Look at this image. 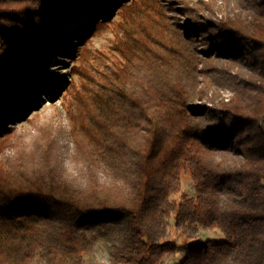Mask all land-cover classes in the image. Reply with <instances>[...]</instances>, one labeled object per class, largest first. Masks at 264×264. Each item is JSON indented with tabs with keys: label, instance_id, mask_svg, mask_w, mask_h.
Here are the masks:
<instances>
[{
	"label": "trees",
	"instance_id": "1",
	"mask_svg": "<svg viewBox=\"0 0 264 264\" xmlns=\"http://www.w3.org/2000/svg\"><path fill=\"white\" fill-rule=\"evenodd\" d=\"M98 1L0 0V264H82L102 239L115 264H164L179 250L167 238L171 218L188 239L207 230L226 239L188 246L180 264H264V0L219 23L199 16L210 2L184 1L185 32L161 0ZM79 17L89 34L116 31L113 67L95 87L68 90L87 182L51 165L55 141L43 126L31 138L43 146L38 163L31 139L3 129L55 86L46 68ZM192 27L207 30L206 49ZM89 54L74 73L86 74ZM221 59L252 75L233 77L228 101L203 105L210 82L197 90L200 76ZM11 147L27 161L6 164ZM185 171L196 196L172 201Z\"/></svg>",
	"mask_w": 264,
	"mask_h": 264
},
{
	"label": "rangeland",
	"instance_id": "2",
	"mask_svg": "<svg viewBox=\"0 0 264 264\" xmlns=\"http://www.w3.org/2000/svg\"><path fill=\"white\" fill-rule=\"evenodd\" d=\"M184 1H189V6H197V0H161V2L167 7L170 22L176 25L181 31L187 29L188 23L191 22L188 16L187 8L183 6ZM210 2L211 7L203 10L200 6L199 16L209 23V20L217 23L223 19H229L234 16L235 13L242 14L247 11L248 8H252L250 3L252 0H206ZM263 1V0H262ZM104 4L103 0H99L98 4ZM253 6V5H252ZM83 17H79L75 22L71 23L68 27L67 37L69 44L66 47L60 48L61 54L55 52L50 58V62L46 68L47 76L54 81L55 86H47L44 92H41L37 98L33 99L28 105H26L14 120L6 121L4 128L8 127L12 132L22 139H31L33 135L37 134L38 138H42V129H47L50 135L47 137H53L54 147L52 149V141H49V159L51 165H56L57 168L65 174H68L69 178L77 179L82 182L88 181L91 176L85 170V166L82 163V157L76 154L74 150V142L72 138L71 124L66 114V105L73 100L74 92L68 94V90L71 84L75 82L76 89L79 92H84L87 85L91 84L95 87V83H98L104 77L105 70L108 67H113L114 62L117 60V54L113 50L115 33L113 29L103 31L101 34L93 35L89 34L85 30L83 24ZM116 21V19H113ZM116 23H112L114 26ZM206 25V24H205ZM198 33L194 36L205 35V28H194L192 30ZM213 31V30H212ZM66 33V32H65ZM208 32H206V35ZM65 35V34H63ZM87 35V36H86ZM201 43L198 46L201 49H206L204 45L205 40L201 39ZM87 48L90 51L89 63L84 66L86 74L81 76L80 74L74 73L80 67L78 59L82 52ZM241 59V58H240ZM242 63V62H241ZM230 62L228 60H208L206 67L207 70H214L209 76L202 74L198 83L197 90L203 87L206 81L210 82L209 92L204 94L207 97L206 101L202 102L203 105L212 106L214 103L217 104L222 101H228L231 96V90L229 84L233 82V77L237 76L240 79L250 78L252 73L249 69V65L245 63ZM203 65H201L202 67ZM205 67V65H204ZM212 70V71H213ZM87 77L91 81L87 80ZM206 79V80H205ZM49 90V91H48ZM49 94H48V93ZM200 103V101L198 102ZM201 104V103H200ZM32 140V139H31ZM50 140V139H48ZM20 143V142H19ZM14 147L9 148L8 158L6 164L11 167H16L14 164L16 161H27V156L21 148L11 151ZM31 150L29 153L32 154V159L36 160L39 155L44 154L43 146L40 140L30 143ZM7 158V159H8ZM39 159V158H38ZM38 159L36 163H38ZM19 169V167H18ZM45 167L40 170H45ZM188 196L195 198L196 191L192 178L188 172H183L181 176V188L179 193L171 197L172 201H179L182 196ZM26 206V205H23ZM23 209V208H22ZM169 240L174 241L178 246L179 250L176 256H167L164 264H180L181 261L189 255L187 249L190 245L205 244L207 241L221 242L225 241L224 235L219 230H207L200 231L194 235L193 238L188 239L182 232L176 230L174 226V220H169L168 237ZM72 264V262H71ZM82 264H115L110 255V249L108 243L105 240H100L96 246L84 256Z\"/></svg>",
	"mask_w": 264,
	"mask_h": 264
}]
</instances>
